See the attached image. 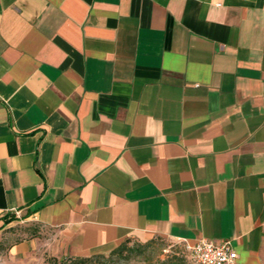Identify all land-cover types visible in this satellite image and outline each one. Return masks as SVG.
I'll return each mask as SVG.
<instances>
[{
	"label": "crops",
	"instance_id": "0c3cea01",
	"mask_svg": "<svg viewBox=\"0 0 264 264\" xmlns=\"http://www.w3.org/2000/svg\"><path fill=\"white\" fill-rule=\"evenodd\" d=\"M15 223L59 258L163 237L264 264V0H0Z\"/></svg>",
	"mask_w": 264,
	"mask_h": 264
},
{
	"label": "rangeland",
	"instance_id": "374dc122",
	"mask_svg": "<svg viewBox=\"0 0 264 264\" xmlns=\"http://www.w3.org/2000/svg\"><path fill=\"white\" fill-rule=\"evenodd\" d=\"M38 231L40 232H32L25 225L15 223L9 230L10 236L5 235L0 239V262L4 264H60L71 257H76L59 258L51 251L46 250L42 244L30 245L29 254L25 249L13 250L16 243L31 239L32 233L38 235L41 242L51 235V231L48 229ZM138 242H141L142 245L139 246ZM129 245L134 246V249L122 255L109 257L110 251L88 255L92 256L88 264H197L182 242L154 237L149 241L132 239Z\"/></svg>",
	"mask_w": 264,
	"mask_h": 264
},
{
	"label": "built area",
	"instance_id": "2783aa9c",
	"mask_svg": "<svg viewBox=\"0 0 264 264\" xmlns=\"http://www.w3.org/2000/svg\"><path fill=\"white\" fill-rule=\"evenodd\" d=\"M185 246L197 264H235L238 256L230 239L222 242L201 239L193 244L185 242Z\"/></svg>",
	"mask_w": 264,
	"mask_h": 264
},
{
	"label": "trees",
	"instance_id": "16d2710c",
	"mask_svg": "<svg viewBox=\"0 0 264 264\" xmlns=\"http://www.w3.org/2000/svg\"><path fill=\"white\" fill-rule=\"evenodd\" d=\"M132 241V238H127L124 241H122L116 248L110 251L109 257H113L116 255H122L129 250H133L134 246H130V242ZM149 241V240H148ZM138 245H142L141 242H138ZM92 259V256H76L71 257L60 264H88Z\"/></svg>",
	"mask_w": 264,
	"mask_h": 264
}]
</instances>
